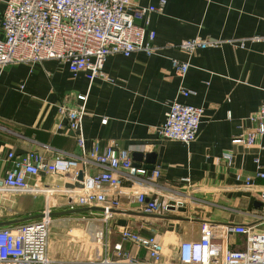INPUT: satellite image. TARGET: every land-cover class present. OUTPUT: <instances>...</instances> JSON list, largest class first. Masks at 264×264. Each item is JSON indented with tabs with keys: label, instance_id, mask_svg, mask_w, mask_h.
<instances>
[{
	"label": "crops",
	"instance_id": "0c3cea01",
	"mask_svg": "<svg viewBox=\"0 0 264 264\" xmlns=\"http://www.w3.org/2000/svg\"><path fill=\"white\" fill-rule=\"evenodd\" d=\"M158 2L132 0V8L139 12ZM5 8L6 0H0V39L4 38ZM135 22L156 33L158 53L110 56L103 70L105 77L92 84L85 73L74 78L69 66L57 60L0 68L3 154L36 151L49 160L57 155L80 157L76 133L66 126L59 107L78 105L76 97L83 95L87 96L83 131L88 153L95 144L100 150L114 146L130 152L136 164L161 170L160 179L138 182L128 181L125 172H116L128 194L103 187L109 199L120 202L108 221L99 210L101 206L70 208L69 202L79 194L73 192L76 190L66 194L67 177L41 174V188L51 191L0 198V224H7L3 227L38 221L45 210L51 211L48 257L57 264L103 260L105 247L98 246L102 239L108 243L112 259L116 258L113 249L117 243L132 256L145 257L144 252L122 242L120 227L178 242L197 239L202 221L264 230V179H255L250 188L245 185L247 177L264 173V136H258L252 146L233 143L256 129L251 119L264 102V0H168L162 14H142ZM254 37L263 40L254 42ZM196 38L220 45L193 55L180 51L182 41ZM173 59L190 64L184 79L175 74ZM181 90L193 95L182 97ZM178 98L204 109L199 136L190 145L164 141L157 134L171 102ZM224 154L232 156L231 167L220 161ZM139 155L141 159H135ZM147 155H152L154 165L146 163ZM8 167L0 164V175ZM104 171L93 164L89 167L91 175ZM238 175L241 181L236 179ZM142 192L149 199L183 204L186 211L148 216L136 201ZM168 215L182 220L161 217ZM121 221L127 225L120 226ZM171 225L178 230H170Z\"/></svg>",
	"mask_w": 264,
	"mask_h": 264
},
{
	"label": "built area",
	"instance_id": "2783aa9c",
	"mask_svg": "<svg viewBox=\"0 0 264 264\" xmlns=\"http://www.w3.org/2000/svg\"><path fill=\"white\" fill-rule=\"evenodd\" d=\"M167 3L168 0H159L156 6L135 12L132 0H6L2 20L4 38L0 39V68L17 64L35 66L46 60H57L69 66L74 78L85 73L92 84L105 77L103 70L110 56L130 57L136 52L152 56L158 53L154 45L156 33L147 32L136 24L135 19L146 13L162 14ZM262 40L260 37L252 39L254 42ZM219 45L218 41L196 38L182 41L178 48L193 55L198 50ZM171 62L175 74L184 79L190 64L176 59ZM191 95L192 92L185 90L180 92V96L185 98ZM76 101L78 105H61L59 113L65 118L66 126L76 133L81 156L68 158L57 155L49 160L36 151L24 155L0 152V164L9 165L0 175V198L6 194L51 191L42 190L39 183L41 174L67 177L70 184H75L83 172V188L66 190V194L72 190L79 194L69 202L70 208L101 206V214L108 221L120 202L109 199L108 194L102 191L103 187L119 195L128 194L123 191L124 180L116 172H125L128 181L138 182L160 179L161 170L159 167L148 170L136 164L130 152L114 146L100 150L99 144H95L88 153L83 131L87 96H77ZM203 116V108L175 99L157 134L161 140L190 145L199 136ZM251 120L257 124L256 129L234 139V144L252 146L258 136H264V102L257 116ZM220 161L229 167L233 162L230 154H224ZM92 164L105 171L89 174ZM236 179L242 180L240 175ZM255 179H264V173L258 172L255 178L247 177L245 185L253 187ZM32 180H35L34 184L30 183ZM261 199L264 202V194ZM136 201L148 216L162 215L169 209L168 203L158 198L149 199L145 192L136 195ZM2 215L0 203V219ZM51 221V211L45 210L38 221L0 227V264H57L48 257ZM119 235L122 242L144 252L145 257L132 256L124 251L122 243H117L113 249L116 258L112 259L108 254V243L102 242L101 247H105L107 254L105 258L86 264H264V230L258 232L244 224L202 221L197 239L181 240L169 246L168 252L157 235L146 236L128 227H120Z\"/></svg>",
	"mask_w": 264,
	"mask_h": 264
},
{
	"label": "water",
	"instance_id": "95a60500",
	"mask_svg": "<svg viewBox=\"0 0 264 264\" xmlns=\"http://www.w3.org/2000/svg\"><path fill=\"white\" fill-rule=\"evenodd\" d=\"M135 159L140 160L141 159V155H139V157L138 158H135ZM146 163L148 165H154L156 162H155L154 158L152 157V155H147L146 156ZM83 180H84V174H83V172H80L79 177L77 179V182L75 184H69V185H67V188L68 189H82L83 188V184H82ZM176 206L179 207L178 208V211H180V212H185L186 211V209H184L182 207V204H177V203H174V202H171L169 204L168 211L169 212H175L176 211ZM99 210H101V212L103 211V209H99ZM161 217H162V219L168 220V221H179V220L181 221L182 220L181 218H179L177 216H171V215L161 216ZM5 225H7V224H0V227H3ZM119 225L120 226H126L127 225V222L126 221H121V222H119ZM174 229L178 230L177 228H174L173 225H171L170 226V230H174Z\"/></svg>",
	"mask_w": 264,
	"mask_h": 264
},
{
	"label": "rangeland",
	"instance_id": "374dc122",
	"mask_svg": "<svg viewBox=\"0 0 264 264\" xmlns=\"http://www.w3.org/2000/svg\"><path fill=\"white\" fill-rule=\"evenodd\" d=\"M42 190H44V189H42ZM16 194H6L5 196H15ZM46 196V195H45ZM48 196V195H47ZM178 204V203H177ZM182 207H184V205L182 204ZM178 206H176V211H178ZM179 212V211H178ZM162 241L165 243V245H166V252H168V247L169 246H173V245H175V244H177L178 243V241H175V240H172V239H169V238H164V239H162ZM102 242H104V239H102V241L98 244V246L101 248V243Z\"/></svg>",
	"mask_w": 264,
	"mask_h": 264
}]
</instances>
